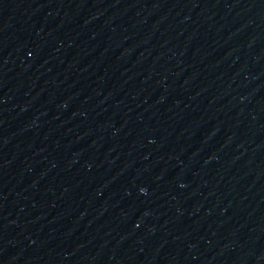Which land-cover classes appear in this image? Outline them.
<instances>
[{"label": "water", "instance_id": "obj_1", "mask_svg": "<svg viewBox=\"0 0 264 264\" xmlns=\"http://www.w3.org/2000/svg\"><path fill=\"white\" fill-rule=\"evenodd\" d=\"M0 264H264V0H0Z\"/></svg>", "mask_w": 264, "mask_h": 264}]
</instances>
